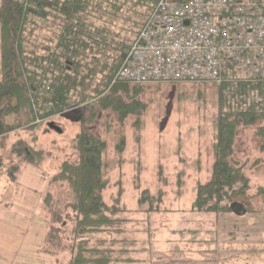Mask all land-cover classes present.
<instances>
[{"label":"rangeland","instance_id":"374dc122","mask_svg":"<svg viewBox=\"0 0 264 264\" xmlns=\"http://www.w3.org/2000/svg\"><path fill=\"white\" fill-rule=\"evenodd\" d=\"M146 14L145 7H122L115 15L106 14L104 21L94 23L101 26L104 22L112 34L128 39L127 52ZM34 23L41 29L36 28L31 37L29 30ZM45 24V20L28 17L26 48L43 44V38L51 33L43 28ZM96 58L102 67L103 58ZM120 65L121 61L99 97L90 95L104 88L103 76L96 73L85 100L78 103L79 92L74 93L73 107L67 111L38 120V108L33 105L38 121L32 130L25 126L23 117L21 122L9 117L14 126L23 125L0 140L1 172L23 163L12 150L17 141L24 140L41 153L39 166L54 176L62 162H78L71 145L77 135L85 133L104 142L101 197L109 208H116L114 218L119 221L116 234L95 236L107 241L106 248L115 240L112 257L120 264L128 259L135 264H264V119L237 125L228 158L247 181L248 204L243 205V212L235 215L194 207L197 188L212 176L218 121L261 102L256 91L260 82L242 78L222 85H136L115 82ZM117 84L126 86L117 91L126 105L122 114L99 104V98ZM222 94L226 98L223 102ZM130 104L131 110L127 107ZM50 124L59 130L51 129ZM32 137L36 142H31ZM66 188L63 182L53 183L48 191L57 198ZM232 203L221 204L229 207Z\"/></svg>","mask_w":264,"mask_h":264},{"label":"trees","instance_id":"16d2710c","mask_svg":"<svg viewBox=\"0 0 264 264\" xmlns=\"http://www.w3.org/2000/svg\"><path fill=\"white\" fill-rule=\"evenodd\" d=\"M156 1L1 0L0 137L22 128L21 123L18 127L8 122L11 116L18 122L23 117L25 126L32 130L38 120L73 107L71 100L74 93L79 92L80 101L77 102L82 103L96 73L103 76L104 88L99 92L92 91L90 95L92 98L101 96L112 81L122 55L127 53L129 40L122 39L119 34H112L104 22L101 26L94 22L104 21V15H115L122 7L140 6L147 10L141 29ZM133 2L135 4L131 5ZM28 17L45 20L47 24L43 28L51 32L43 38V44L35 45L30 50L25 46L24 34ZM36 28L41 29L34 23L29 36H33ZM96 57L103 58L100 68ZM124 87L114 85L108 94L100 97L101 107L122 114L126 105L117 96V91ZM256 91L261 102L250 104L240 113L232 115L233 118H221L218 121L212 176L206 185L197 188L194 207L198 210L231 212V205L227 207L221 203L234 201L241 205L248 204L245 195L247 181L241 176L240 169L232 167L228 158L232 153L237 125L253 124L264 119V82L258 83ZM224 99L222 94L221 101ZM133 104L127 107L131 110ZM33 105L38 108V120L33 116ZM86 121L82 116V123ZM36 140V137H32L31 142ZM71 147L78 155V162H62L60 171L50 180L51 184L63 182L67 188L57 198H53L49 192L43 198V209L50 225L46 240L48 251L53 254L69 253L67 264H120L112 257L116 252L115 240L112 238L110 246L106 248L103 246L107 241L95 236L107 232L111 236L116 234L119 223L114 218L116 208H109L101 197L104 189L101 178L104 142L81 133L76 136ZM12 154L26 164L38 166L40 163L41 153L23 140L15 143ZM1 170L0 161V175ZM18 170V166L8 169L6 174L11 182L16 181ZM135 263L131 259L126 260V264Z\"/></svg>","mask_w":264,"mask_h":264},{"label":"built area","instance_id":"2783aa9c","mask_svg":"<svg viewBox=\"0 0 264 264\" xmlns=\"http://www.w3.org/2000/svg\"><path fill=\"white\" fill-rule=\"evenodd\" d=\"M115 82H264V0H159Z\"/></svg>","mask_w":264,"mask_h":264},{"label":"crops","instance_id":"0c3cea01","mask_svg":"<svg viewBox=\"0 0 264 264\" xmlns=\"http://www.w3.org/2000/svg\"><path fill=\"white\" fill-rule=\"evenodd\" d=\"M18 167L15 182L4 171L0 175V264H67L70 254H53L46 242L50 225L43 198L53 176L39 165Z\"/></svg>","mask_w":264,"mask_h":264},{"label":"water","instance_id":"95a60500","mask_svg":"<svg viewBox=\"0 0 264 264\" xmlns=\"http://www.w3.org/2000/svg\"><path fill=\"white\" fill-rule=\"evenodd\" d=\"M125 55H122V59H124ZM49 127L51 129L59 130L56 126L53 124H50ZM231 212L235 215H240L243 212V205L238 204V203H232L230 206Z\"/></svg>","mask_w":264,"mask_h":264}]
</instances>
